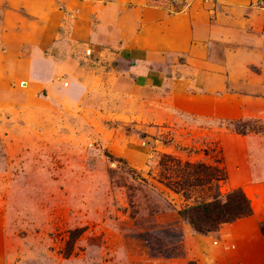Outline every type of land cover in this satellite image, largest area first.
Wrapping results in <instances>:
<instances>
[{
    "label": "rangeland",
    "instance_id": "obj_1",
    "mask_svg": "<svg viewBox=\"0 0 264 264\" xmlns=\"http://www.w3.org/2000/svg\"><path fill=\"white\" fill-rule=\"evenodd\" d=\"M235 188L245 237L181 217ZM259 223L264 0H0V264H252Z\"/></svg>",
    "mask_w": 264,
    "mask_h": 264
},
{
    "label": "trees",
    "instance_id": "obj_2",
    "mask_svg": "<svg viewBox=\"0 0 264 264\" xmlns=\"http://www.w3.org/2000/svg\"><path fill=\"white\" fill-rule=\"evenodd\" d=\"M184 167H190V165L184 164ZM210 181L209 179L205 183L209 184ZM175 184V182L168 180L169 187L175 189ZM179 190L185 197L182 192L183 189ZM251 206L245 194L239 188H235L224 194L216 193L207 201L185 207L180 215L196 233L207 234L214 232L221 225L251 216L253 208ZM258 230L264 237V223L258 224Z\"/></svg>",
    "mask_w": 264,
    "mask_h": 264
},
{
    "label": "crops",
    "instance_id": "obj_3",
    "mask_svg": "<svg viewBox=\"0 0 264 264\" xmlns=\"http://www.w3.org/2000/svg\"><path fill=\"white\" fill-rule=\"evenodd\" d=\"M109 11L107 12L108 15H112V9H108ZM142 14V12H141ZM158 15V12L157 11H149V10H146L143 12V18L149 20L151 19L152 17L154 16H157ZM123 21H130L131 22V19L133 18V14H128L126 16H123ZM185 23L182 22V20L180 18H177V17H170V19L165 23L166 27H169L168 28V32L169 33H174V34H178L180 36H182L185 31L183 29ZM145 33H149L148 31H145ZM186 34V33H185ZM148 38V37H147ZM148 42H150L149 40H144L142 42L143 45L147 44ZM180 44H182L180 42ZM146 46V45H145ZM252 214H255V210L252 208ZM252 219V215L249 216V217H246V218H242V219H239V220H236L234 221L233 223H230L228 224L227 226H229L231 228L232 231L236 230L235 232L237 234H240L242 235V237H245L246 234H247V231L245 229V226L247 227L248 225V222ZM234 234V233H233ZM250 234H252V231H250ZM245 235V236H243ZM247 244V243H246ZM260 245V244H259ZM248 251L249 252H252V264H264V246H258L257 242H252L250 244H248V248L246 250V252Z\"/></svg>",
    "mask_w": 264,
    "mask_h": 264
},
{
    "label": "water",
    "instance_id": "obj_4",
    "mask_svg": "<svg viewBox=\"0 0 264 264\" xmlns=\"http://www.w3.org/2000/svg\"><path fill=\"white\" fill-rule=\"evenodd\" d=\"M22 85H24V84H22Z\"/></svg>",
    "mask_w": 264,
    "mask_h": 264
}]
</instances>
